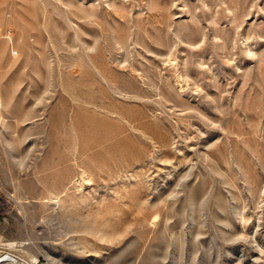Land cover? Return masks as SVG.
<instances>
[{"label":"rangeland","instance_id":"obj_1","mask_svg":"<svg viewBox=\"0 0 264 264\" xmlns=\"http://www.w3.org/2000/svg\"><path fill=\"white\" fill-rule=\"evenodd\" d=\"M7 252L264 264V0H0Z\"/></svg>","mask_w":264,"mask_h":264},{"label":"bare ground","instance_id":"obj_2","mask_svg":"<svg viewBox=\"0 0 264 264\" xmlns=\"http://www.w3.org/2000/svg\"><path fill=\"white\" fill-rule=\"evenodd\" d=\"M107 1V0H106ZM107 4L108 5H110L111 6V2L109 3V1L107 2ZM93 6V5H92ZM113 6H114V4H113ZM93 12V11H92ZM92 12L90 13V15L92 14ZM213 20V19H212ZM211 20V21H212ZM214 21V20H213ZM212 21V22H213ZM204 39V38H203ZM226 40V39H225ZM190 42V41H189ZM188 42V43H189ZM191 43V42H190ZM189 43V44H190ZM251 50V48L250 47H246V52H249ZM255 53V52H254ZM253 52H252V54L253 55H256V54H254ZM166 57H167V59L168 60H172V59H175V57H174V55H173V50H171V49H169L166 53ZM200 54H202V53H200ZM252 54H251V56H252ZM200 56V55H199ZM201 57V56H200ZM202 58V57H201ZM174 61L172 60V64H176L175 62L173 63ZM197 62L201 65L203 62L199 59V60H197ZM170 63V64H171ZM183 65V71L182 72H184V74H188L187 73V71H188V61H187V59L185 58V59H183V61L181 62ZM171 64V65H172ZM179 64V63H178ZM177 64V65H178ZM133 66V65H132ZM170 66V65H169ZM175 66V65H174ZM175 68V67H174ZM238 68V67H237ZM138 69V68H137ZM177 69V68H176ZM195 70H196V68H195ZM213 72V71H212ZM143 73V72H142ZM178 79H179V75H178ZM191 79V78H190ZM182 80V79H181ZM177 81V80H176ZM195 83H196V81H194ZM197 84V83H196ZM179 85H180V83H179ZM198 86V85H197ZM181 87V86H180ZM181 89V88H180ZM208 94V93H207ZM16 254V253H15ZM15 254H13V253H10V252H7L6 254H0V264H33L32 263V261L31 260H24L23 258L22 259H19ZM20 256V255H19ZM55 261V263H57L56 261L57 260H54ZM59 261V260H58Z\"/></svg>","mask_w":264,"mask_h":264},{"label":"built area","instance_id":"obj_3","mask_svg":"<svg viewBox=\"0 0 264 264\" xmlns=\"http://www.w3.org/2000/svg\"><path fill=\"white\" fill-rule=\"evenodd\" d=\"M43 261H45V259L42 256H38L37 262L35 264H45Z\"/></svg>","mask_w":264,"mask_h":264}]
</instances>
